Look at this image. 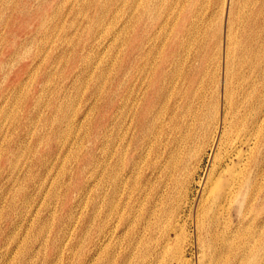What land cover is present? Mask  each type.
Wrapping results in <instances>:
<instances>
[{
	"label": "bare ground",
	"instance_id": "obj_1",
	"mask_svg": "<svg viewBox=\"0 0 264 264\" xmlns=\"http://www.w3.org/2000/svg\"><path fill=\"white\" fill-rule=\"evenodd\" d=\"M112 1L83 2L85 17L89 15L90 24L83 28L88 41L77 43L69 57L75 79L93 89L91 106L101 109L100 114L90 119L92 107H82L90 97L81 103L78 93L73 99L66 93L65 85L56 88L55 97L43 102L46 112L35 114L45 137L38 134L32 143L49 150L38 152L37 147L23 163V184H33L39 194L56 161L74 155L75 165L68 170L56 206L68 218L74 210L66 200L73 191L93 212L100 207L101 224L107 226L103 238L116 232L122 243L116 253L119 264H185L184 245L195 248L196 264H264V0H120V5L109 7ZM104 38L107 43H102ZM110 45L116 46V53L107 59ZM3 96L0 92V99ZM31 116L24 110L19 121L25 133L32 134L25 124L32 123ZM93 130L99 140L97 156L86 144ZM80 148L83 151L75 154ZM186 149L196 155L191 170L176 158ZM146 152L151 160L143 167ZM96 158L98 170L93 168ZM203 158L205 166L194 178ZM10 160L8 156L13 169ZM32 162L41 166L40 172H30ZM85 164L99 172L98 189L75 181ZM57 171L44 194L59 190ZM190 183L197 186L193 204L187 200ZM23 184L21 209L31 195ZM180 190L182 199L172 201V193ZM38 211L29 221H37L39 230L47 227V218L57 223L58 229L44 239L56 251L67 222L54 211L40 219ZM9 224L14 220L9 218ZM189 226L191 234L184 241Z\"/></svg>",
	"mask_w": 264,
	"mask_h": 264
},
{
	"label": "rangeland",
	"instance_id": "obj_2",
	"mask_svg": "<svg viewBox=\"0 0 264 264\" xmlns=\"http://www.w3.org/2000/svg\"><path fill=\"white\" fill-rule=\"evenodd\" d=\"M81 1L71 0L70 2V0H37V1L36 0H9V1L0 0V92L4 94L3 98L0 99V190H1L0 191V201H1L0 202V212H1L0 213V216H1L0 217V264L2 263L3 264H60V263L62 264H119V258L117 257L116 253L120 250L121 248L120 246H122V243H120V241H117L118 238H117L116 232L113 233L114 236L113 234L108 236L107 237L108 240H105L103 238L102 235L105 233V229L107 228V226L103 227V225L101 224L102 223L101 222L102 213H101L100 207L97 208L96 206L95 211L93 212L91 204L90 203L83 204L82 201L85 200V198L83 197L81 201L79 196L77 195L73 196V191L71 192L72 195L69 193V196L66 200V206L68 205L70 210H74V211H71V214L68 218L66 217V215H63V210H60V208L56 206V204H58L59 202V198L62 197L60 195L62 193L61 186L68 179L69 171L75 165L74 164L75 161H73L75 157L74 155L69 157V160H72L70 161L71 163L69 162L68 157L66 160L58 159L56 161V165L46 175V182H45L46 187L45 188L48 187L49 180L53 176L54 172H56V169L58 170L57 177H58V182H60L58 184L60 187H59V190L55 192L56 194L54 193V195L50 192L49 194L48 193L44 194L43 192L46 190L45 188L42 192L36 195L33 184H26V183L23 184V181L21 180L22 178L21 169L23 167V163L28 162L27 159L31 157V154L35 151V148L38 147L37 149L38 152H43V151L45 152L46 149L49 150V147L45 148L44 144H39L40 145L39 146V145L33 144L32 141L36 138L38 134H41L44 136L43 129L40 125L41 120L38 117H36V115L37 113H42V111L46 112V109L43 108V102L51 99V97H55V92L53 91L56 88H61V86L63 87V85H65L66 93L68 94L70 93L72 99L74 95L77 93H78L77 95H79V99L82 100L81 103L84 102L83 101L84 99L86 100L88 99V97H90L91 101H89L88 99L86 100V102H84L81 105L83 108H87L88 106L92 107L91 106V104L93 103L92 98L95 97L94 95H92L93 89L90 86L86 87L84 81L82 79L79 80L78 76L75 79L74 72L72 71L73 64L71 65V62L69 59L71 55L70 51L73 50V47L75 46L78 47L77 45L79 44L77 43H80V41L82 40L88 41L89 35H87L88 33H86V30H84L83 28L84 26H86V24L89 23L86 20L87 17H89V15L85 17L84 12H86L87 10L85 11V9L82 8L83 4H85L83 2H85L86 0H81ZM116 4L120 5V0H116V2L115 0H113L109 4V7L110 6L114 7ZM59 7L61 8V10L59 9ZM91 13H92V7L90 6V9H89L90 17H91ZM221 15L222 16L220 17H221V24H222V21L225 18L224 17L225 13L222 12ZM212 20H213L212 29L214 32H216L217 30L216 16L213 17ZM214 22H216V24ZM63 34H65L66 36H64ZM52 39L54 40L52 41ZM69 39H71L70 41L72 45L70 44ZM108 40H109V37H108ZM103 42L107 43V39L106 38L102 39V43ZM56 43L58 45H56ZM69 44L71 47L69 46ZM61 45L63 46L61 47ZM94 48L95 50H93L92 52L96 53L97 49L96 47H93V49ZM46 52L47 54H45ZM115 53H116V46L114 47L110 45L108 52L105 53L104 57H107V59L113 58ZM92 56L97 57L95 54L93 55V53H92ZM46 73H48L47 77H45ZM71 81L73 84H70ZM27 88H28V91L26 90ZM47 88L48 90H46ZM44 92H45V95H44ZM38 93H41V94H38ZM87 101H89V103H87ZM96 101H99V98ZM35 103H38V104H35ZM96 108L97 107L94 106L92 107V110H90V116H91V117L89 116L90 119H93L94 117L100 114L101 109L96 111ZM24 110H29L31 112V115H32L31 122L32 123H30V121H26L25 124L29 125L28 128H30V130L32 131V134L31 132L25 133V130L19 127L20 122L23 121L22 114ZM92 128L97 129L96 127L94 128L93 126ZM90 139L91 140L89 142L86 141V144L88 143L87 145H89L90 148H92L91 152L95 153V155L97 156L99 154L98 152L99 140L97 139V137H95L94 130L90 132ZM17 140H20V141L22 140V141L21 143L17 144ZM49 146L51 148V145ZM10 151H12L11 154H9ZM80 151L82 152L83 149L82 148L76 149L77 153L76 152L74 153L79 155ZM186 151L187 149L185 150V154L182 153L180 157L178 155V157L176 156V158L178 160H185L184 161L185 164L184 163L183 164L185 165L186 169L188 168L187 170H191L190 167H192V165L195 163L193 159L196 160L195 151L192 153L191 151L189 152L187 151L188 153ZM145 155L140 161L142 163L140 165L143 167L149 160H151V155L149 152H146ZM8 156L12 158V160L10 161L12 162L13 169L9 167V164L7 162ZM203 159H202V162L200 163V167L197 169L195 173L196 176L194 175V178H196L200 174L202 170L201 167L205 166L206 161H205V158ZM98 161H99L98 159L97 161L93 160V162L96 164L95 166H93V168L97 169V164L99 163ZM93 168L91 165L85 164V168L83 169V171L81 173H76L77 177L74 178L75 181H77L78 183H81L82 181H84L85 185L87 184L86 186L89 189L91 187H92L91 189L96 187L98 183V178H99L98 173L99 172L93 173V171L95 170ZM17 169L18 171H16ZM29 169H30V172L34 174L36 172L41 171V166L37 165L36 162H32ZM97 170H95L94 172H96ZM74 174L75 172L73 173V175ZM21 184L24 185V186L22 185L23 187L26 186L24 188V190H26L25 193L31 194L29 196V199L26 201L27 205L23 207V209H21L20 207L21 205L20 199H22V194L20 190ZM196 187L197 186L195 184L190 183V189L192 192L188 194L187 200L190 201L191 204H193L195 201ZM96 188L98 189V187ZM172 194H173V197H171L172 201H178L179 198L182 199L183 197L182 190L174 191ZM43 196L45 199L43 198ZM14 197L16 198L14 199ZM49 200H50V203H49ZM41 202L43 203L40 204ZM85 204L87 207L88 206L89 207L88 208L85 207ZM28 205H30V207ZM36 209L39 210L38 214H40L39 215L40 219L45 218V216H47L49 212L54 211V214H56V216L63 215L62 217L63 221L65 220V222H67V226L65 228L64 227L62 228L63 232L60 231V233L58 234L57 239H59V241L57 244L58 249L56 251L54 250L55 248L53 249L52 243L47 242V241L44 242V239L50 238L51 234L55 230L58 229L57 223L54 220L51 221V219L47 218L48 221L46 220V222L48 224L45 222L47 224V227L43 228V230L40 228L42 230L41 232V230H39L38 223H36L37 221L30 223L31 219H29L30 217L33 216V213L34 211H36ZM5 214H7V217L9 216L11 221L14 220V225L9 224V218L4 219ZM21 217L22 219H20ZM76 223L77 225H75ZM90 225H92V227ZM25 227L27 229H25ZM48 228L50 229V232H48L49 231ZM67 228L69 230H67ZM191 230L192 228L190 226L186 228L185 230L186 233L184 232L186 235L185 234L182 235V238L184 241L187 239V236L191 234ZM12 231L14 232L12 233ZM66 232H70V233H66ZM74 232H75V236H74ZM83 233L85 234L83 235ZM86 233H88L89 235H87ZM40 234L42 235L40 236ZM6 235L7 236L9 235V236L7 237ZM94 239H95V244H92V241H94ZM45 244H46V247L42 249V247L45 246ZM39 246L40 248H38ZM105 248H107V251ZM196 254L197 252L192 245L190 246L184 245V259H185L184 263L185 264H196L197 262V258L195 256ZM10 256H13V257H10ZM4 258L5 260H3ZM113 258H116V259H113ZM204 264H207V263L204 262Z\"/></svg>",
	"mask_w": 264,
	"mask_h": 264
}]
</instances>
